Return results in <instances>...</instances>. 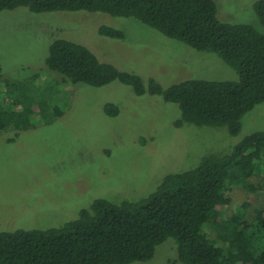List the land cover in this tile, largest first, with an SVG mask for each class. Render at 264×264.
<instances>
[{"label":"rangeland","instance_id":"1","mask_svg":"<svg viewBox=\"0 0 264 264\" xmlns=\"http://www.w3.org/2000/svg\"><path fill=\"white\" fill-rule=\"evenodd\" d=\"M213 1L219 20L250 25L264 36L254 11L257 0ZM102 26L119 30L123 39L100 36ZM56 39L79 44L100 62L163 88L187 79L237 80L217 54L134 19L84 11L0 12V97L6 106L19 100L16 114L29 111L25 128L0 133V233L60 228L97 200L138 202L166 176L194 169L207 156L226 155L245 137L264 131V103L246 113L238 135L231 136L225 127H176V105L147 93L135 96L118 81L102 87L65 83L45 65ZM228 196L223 214H234L245 202L247 218L264 209L262 192L234 187ZM175 247L167 240L151 260L132 264H177Z\"/></svg>","mask_w":264,"mask_h":264},{"label":"trees","instance_id":"2","mask_svg":"<svg viewBox=\"0 0 264 264\" xmlns=\"http://www.w3.org/2000/svg\"><path fill=\"white\" fill-rule=\"evenodd\" d=\"M18 8L134 19L197 51L217 54L234 69L236 81L187 79L163 88L100 62L74 42L56 39L49 46L45 65L65 83L102 87L118 81L135 96H158L178 107L176 127H225L236 136L242 117L264 103V36L250 25L219 20L213 0H0V12ZM254 11L264 28V0L254 3ZM98 33L123 39L122 32L104 26ZM18 101L6 106L0 97V133L28 125L29 111H14ZM113 108L105 107L111 115ZM234 187L264 194V131L245 137L226 155L207 156L194 169L166 176L138 202L97 200L60 228L0 233V264L143 263L167 240L176 244L177 264H264V209L247 218L245 202L234 214H223Z\"/></svg>","mask_w":264,"mask_h":264}]
</instances>
